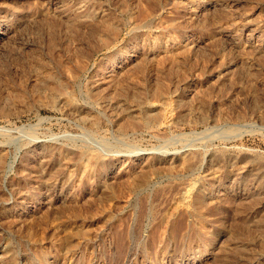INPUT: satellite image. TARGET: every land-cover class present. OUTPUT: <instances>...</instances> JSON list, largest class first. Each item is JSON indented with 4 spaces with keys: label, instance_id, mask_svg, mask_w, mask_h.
I'll use <instances>...</instances> for the list:
<instances>
[{
    "label": "rangeland",
    "instance_id": "rangeland-1",
    "mask_svg": "<svg viewBox=\"0 0 264 264\" xmlns=\"http://www.w3.org/2000/svg\"><path fill=\"white\" fill-rule=\"evenodd\" d=\"M0 264H264V0H0Z\"/></svg>",
    "mask_w": 264,
    "mask_h": 264
}]
</instances>
